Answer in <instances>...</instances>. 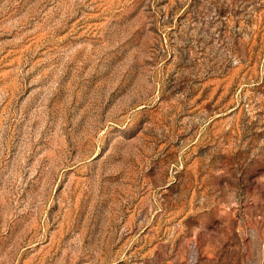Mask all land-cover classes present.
Instances as JSON below:
<instances>
[{"label": "rangeland", "instance_id": "obj_1", "mask_svg": "<svg viewBox=\"0 0 264 264\" xmlns=\"http://www.w3.org/2000/svg\"><path fill=\"white\" fill-rule=\"evenodd\" d=\"M0 264H264V0H0Z\"/></svg>", "mask_w": 264, "mask_h": 264}]
</instances>
